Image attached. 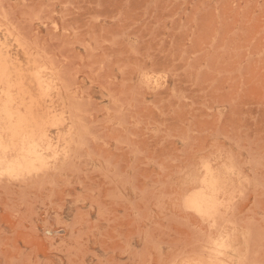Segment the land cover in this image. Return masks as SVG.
<instances>
[{
	"label": "rangeland",
	"instance_id": "obj_1",
	"mask_svg": "<svg viewBox=\"0 0 264 264\" xmlns=\"http://www.w3.org/2000/svg\"><path fill=\"white\" fill-rule=\"evenodd\" d=\"M0 47V264H264V0H0Z\"/></svg>",
	"mask_w": 264,
	"mask_h": 264
},
{
	"label": "bare ground",
	"instance_id": "obj_2",
	"mask_svg": "<svg viewBox=\"0 0 264 264\" xmlns=\"http://www.w3.org/2000/svg\"><path fill=\"white\" fill-rule=\"evenodd\" d=\"M7 46V45H6ZM4 47V46H3ZM3 49V48H2ZM1 47H0V52L2 51ZM8 53V52H7Z\"/></svg>",
	"mask_w": 264,
	"mask_h": 264
}]
</instances>
